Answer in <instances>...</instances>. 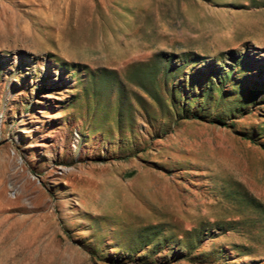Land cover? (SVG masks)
<instances>
[{
  "label": "rangeland",
  "instance_id": "obj_1",
  "mask_svg": "<svg viewBox=\"0 0 264 264\" xmlns=\"http://www.w3.org/2000/svg\"><path fill=\"white\" fill-rule=\"evenodd\" d=\"M0 264H264V0H0Z\"/></svg>",
  "mask_w": 264,
  "mask_h": 264
}]
</instances>
